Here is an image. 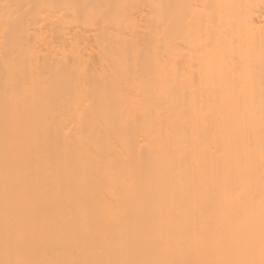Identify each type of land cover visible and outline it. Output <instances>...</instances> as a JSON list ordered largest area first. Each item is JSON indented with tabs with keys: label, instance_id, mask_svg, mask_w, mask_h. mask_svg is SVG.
<instances>
[{
	"label": "bare ground",
	"instance_id": "obj_1",
	"mask_svg": "<svg viewBox=\"0 0 264 264\" xmlns=\"http://www.w3.org/2000/svg\"><path fill=\"white\" fill-rule=\"evenodd\" d=\"M0 264H264V0H0Z\"/></svg>",
	"mask_w": 264,
	"mask_h": 264
}]
</instances>
